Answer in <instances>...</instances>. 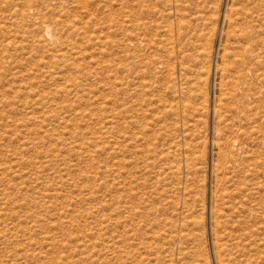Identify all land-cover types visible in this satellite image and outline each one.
Segmentation results:
<instances>
[{"label":"rangeland","instance_id":"rangeland-1","mask_svg":"<svg viewBox=\"0 0 264 264\" xmlns=\"http://www.w3.org/2000/svg\"><path fill=\"white\" fill-rule=\"evenodd\" d=\"M218 240L264 264V0H0V264H220Z\"/></svg>","mask_w":264,"mask_h":264},{"label":"bare ground","instance_id":"bare-ground-1","mask_svg":"<svg viewBox=\"0 0 264 264\" xmlns=\"http://www.w3.org/2000/svg\"><path fill=\"white\" fill-rule=\"evenodd\" d=\"M43 29L45 31V39L47 41L57 43V40L58 39H57V37H56V35L54 33L53 28L50 25L44 24ZM178 92L179 91L177 90V93ZM181 92H183V91L181 90ZM170 108H171V106H170ZM164 124H166V123H164ZM176 129L177 128L174 127V130H176ZM169 130H170V126L169 127L167 126L164 131H166V134H167L169 132ZM145 138H144V141L147 140V138L146 139ZM176 139H177L176 136L171 137V135H169V137L167 138V140L169 141V143H167V145H166L167 147L164 148V153H162V159L163 160H165V161H168L169 160L170 161V157L172 156V154H173V156L179 157L178 160H182L183 152H182L181 146L179 144L180 142H178L177 141L178 139L177 140ZM218 144L219 143H217V145ZM219 146H221V145H219ZM162 151H163V149H162ZM139 152L141 154H144V156L140 157V159H143L142 162L144 163V165L147 164L146 167H150V163H147L150 160V157H149L148 154H146V153H150V149H147L145 147V150L142 149ZM223 152H224V155H225V151H223ZM223 152H221V153H223ZM187 158H188V156H187ZM178 163H179V161H176V162L175 161L174 162L173 161L167 162L166 164H164L162 166L161 172L159 173L160 176H162V182L165 183V186H164V189H163V196L166 197V198L164 200H166L168 203H169L168 200H170L171 197L174 198V196H176L177 194L179 195V187H177V185H176L174 188H172L174 182L171 180L172 178H175L176 180L180 181V179L178 178L179 173H180L179 172L180 171V168H179V164ZM215 220H216V223L219 224L217 212H215ZM217 245H218V250H219L218 251L219 262H220V264H225L226 261H225V258L223 256V244H221L220 243V240H218L217 241Z\"/></svg>","mask_w":264,"mask_h":264}]
</instances>
